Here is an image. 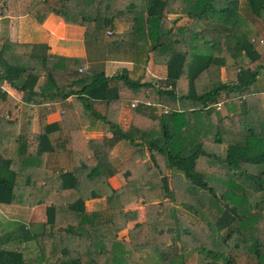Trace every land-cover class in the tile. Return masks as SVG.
Returning a JSON list of instances; mask_svg holds the SVG:
<instances>
[{"label": "trees", "instance_id": "trees-1", "mask_svg": "<svg viewBox=\"0 0 264 264\" xmlns=\"http://www.w3.org/2000/svg\"><path fill=\"white\" fill-rule=\"evenodd\" d=\"M112 1L29 0L23 38L13 43L0 27V204L45 214L0 227V264H145L142 251L161 264H264V92L252 88L264 70V44L254 40L264 0ZM9 3L0 0L1 19ZM49 13L95 41L128 39L133 68L91 75L77 59L47 54L38 19ZM171 17L188 20L165 30ZM114 22L130 30L116 35ZM165 33L188 36V49L162 42ZM150 57L166 67L163 83L142 81ZM228 59L239 69L234 82L222 77ZM4 81L22 92V105ZM78 100L99 108L92 116L105 120L103 137L86 139L71 116ZM123 103L129 129L119 122ZM37 106L64 109L61 122L38 116L35 130ZM124 141L138 149L114 154ZM117 172L125 183L114 188ZM170 172L184 175L186 189L170 188ZM210 173L227 176L224 190ZM103 198V208L87 209ZM137 201L145 220L120 238L137 220L127 211ZM31 250L38 254L26 256Z\"/></svg>", "mask_w": 264, "mask_h": 264}, {"label": "crops", "instance_id": "crops-1", "mask_svg": "<svg viewBox=\"0 0 264 264\" xmlns=\"http://www.w3.org/2000/svg\"><path fill=\"white\" fill-rule=\"evenodd\" d=\"M113 2L112 0H110ZM29 0H10V3L8 5L9 8V14L7 17L0 18V27L2 28V36L5 37V39L10 40L11 42L15 43L19 41L21 38H23V31L20 32L19 30V21L20 18H24V16L27 14L29 5H28ZM72 18V17H71ZM171 21V20H170ZM2 22V23H1ZM38 22L40 23L43 33L42 38L43 42H41L42 45L45 46V50L47 54H54L57 56H63V57H68V58H74L78 60V64L81 65L79 66V69L81 68H86L87 70L83 72H88L92 69L93 64L96 63L99 67L98 73H94L93 75L96 74H105L107 77H111L113 75H116L123 69H128L131 70L133 68V61H132V55H133V49L130 48V46H127L129 48L124 49L122 52V55L120 57H117L115 55L110 56V57H103L102 54L99 51H93L92 53L88 49L87 45V38H86V29L84 26L81 25H76L73 23H68L64 20L63 17L55 14V13H49L45 15L43 18H39ZM115 26L114 29L112 30L114 34H124L125 32H128L130 30L129 26L126 23H121V22H114ZM53 25V26H52ZM183 37L184 35H176V37ZM102 47L98 41L95 42V50L98 48ZM109 47H114V43H112ZM119 47L120 46H115ZM113 48L114 50L116 48ZM128 51L127 54H125V51ZM68 63V62H67ZM158 64H155L153 61H149L148 64L146 65L145 69V76L142 79V81H152V82H158V80H151L156 76V72L159 71ZM160 67V66H159ZM166 69V67H165ZM153 78H150V77ZM43 79V77L39 80V82ZM165 79V76L164 78ZM260 80V79H259ZM2 87L6 89L12 96L18 100L21 105L23 104L22 101V92L17 90L16 88L12 87L8 82L4 81L1 83ZM37 88V87H36ZM253 91L256 92V88H253ZM263 92V91H262ZM74 97H69L67 99L68 102L73 101ZM82 103H85L83 100H78L72 102V109H71V116L75 119L77 123L83 124L82 130L85 132V137L86 139H93V138H101L104 136V130H108L105 126V120L96 118L92 115H94L95 112H98L97 106L95 107H84ZM261 104L264 107V100L261 101ZM126 106L128 104H122L121 106V111L119 114V122L122 125L124 129H129L130 124L128 127H124L123 123V118H125L126 114L124 113V108L126 109ZM133 106V104H132ZM157 106H160V104H157ZM130 107V106H129ZM47 109L44 108V106H37L34 108L35 110V117H34V129H38L36 125L38 126L36 120L38 116H46L47 121L49 123L53 122H61L62 120V114L64 113V109H61L59 107L56 108V110L52 111L50 107H46ZM221 110V109H220ZM25 113V108L21 109ZM90 113V115H88ZM26 115V114H25ZM83 116H85L83 118ZM132 120V118H131ZM131 123V122H130ZM26 124V120H25ZM90 130H102L103 136L101 135H96V136H90ZM109 135V132H107ZM56 134L52 135V138H56ZM128 144V142H121V144ZM119 144L118 146H120ZM126 145H124L125 149H122L124 151H129V146L127 145L128 149H126ZM130 145V144H129ZM123 147V146H122ZM137 150V149H136ZM133 152V151H129ZM176 173V172H175ZM121 175V172L118 174ZM173 180H177L178 177H184L182 173L177 172L174 174ZM112 178L115 176H111ZM110 177V178H111ZM172 180V181H173ZM184 182L187 183V181L184 180ZM124 184V183H123ZM174 184V183H173ZM113 186V185H112ZM114 187V186H113ZM176 189V188H175ZM101 199H94L92 201H88L87 204V209L88 210H98L101 209L99 207L95 208L96 205H98ZM102 201V200H101ZM94 203V205L92 203ZM141 202V201H139ZM44 208L43 206H40ZM37 209L36 211V216L37 218L33 219L32 215L31 218H28V221L24 222H30L32 220L34 221H43L44 220V215L42 210ZM103 207V206H102ZM23 222V221H22Z\"/></svg>", "mask_w": 264, "mask_h": 264}, {"label": "rangeland", "instance_id": "rangeland-1", "mask_svg": "<svg viewBox=\"0 0 264 264\" xmlns=\"http://www.w3.org/2000/svg\"><path fill=\"white\" fill-rule=\"evenodd\" d=\"M174 17H171V21L165 19L164 20V29H168V27H179V26H183L184 24L187 23L186 18H181L178 21H176V23H174ZM255 27L259 32V35L257 37L254 38L255 43L259 42L261 44H264V23L260 22V21H255ZM108 33V32H106ZM109 34V33H108ZM110 35V34H109ZM116 35H118L116 33ZM163 38H161V40H163L162 42H166L171 44L174 47V50L177 51H181V50H187L188 49V45H189V37L184 35L183 37H176V35H172L170 33H165L163 36ZM107 39H103V40H99L98 43L102 46L100 48H98L97 50H95V40L93 38V35L91 33L88 34L87 36V45H88V49L89 51L92 53L93 51H99L102 54L103 57H110V56H117L120 57V55H122V52L124 51V49L129 48L127 46H130V44H132L128 39H122V41L119 39L118 36H114L111 38L106 37ZM262 39V40H261ZM112 43H114V47L115 46H120L119 47H115L116 49L114 50V47H109ZM259 52L262 53V55L264 56V46H262L261 48L259 47ZM128 51H125V54H127ZM150 60H152V57H150ZM160 66V67H159ZM159 71L156 72V76L153 78L152 76L150 78H153L151 80H158V82H164V76L166 75V69L165 66L163 65H159ZM84 71L87 70L86 68H83ZM80 71V70H79ZM99 71V67L96 63L93 64L92 69L89 71V73L91 75H93L94 73H98ZM239 71L238 68H236L231 59H228V64L226 66H224L221 70L222 72V77L224 79V81H232L234 82L236 80V75L237 72ZM81 72V71H80ZM260 76L258 79H260L259 81H257L256 83L253 84L252 88H256V92L257 93H262V91L264 92V70H262V72H260ZM43 80V79H42ZM42 80L40 82H42ZM160 84V83H159ZM262 100H264V96L262 95L261 97ZM223 109V108H222ZM2 110V106L0 108V111ZM125 118H123V125L124 127H128V125L131 122V118L133 115L132 109L129 106H126V109L124 108V113ZM22 118H21V125L19 127L20 132H24L25 130V116L24 114H22ZM36 127H38L36 125ZM103 136V132L102 130H90V136H96V135H101ZM108 135V133H107ZM109 136H111V133L109 132ZM125 144H121L120 146H116V148L113 150L114 154H118L119 152H121L122 149L124 148ZM129 146V151H134L136 149H138L136 146H132L129 145V143L127 144ZM126 145V149H128ZM123 146V147H122ZM222 152H225V147H223ZM56 157V156H55ZM58 159H62V158H58ZM61 161V160H60ZM150 163V161H149ZM120 172H117L116 175H114L115 177H111L109 178V182L114 186V188H119L121 186H123V183H125V177L124 175L121 173V175H118ZM177 173V172H176ZM175 172H170L169 173V185L170 188L175 189L176 190H180L183 191L184 189H186V185L187 183L184 182V180L186 181V179L184 177H178L177 180H173V178L175 177L174 174H176ZM212 176H211V175ZM209 177L210 181L213 180L214 182V187L216 188V190H224L227 184V176L223 175V174H215V173H210ZM184 176V175H183ZM173 177V178H172ZM173 180V181H172ZM174 183V184H173ZM102 200V201H101ZM98 205L95 206V208L99 207V208H103L106 205V199L103 198L101 199ZM92 203V202H90ZM94 205V203H92ZM103 206V207H102ZM145 207L146 205L144 203L141 202H135V203H131V204H127V211L131 212H136L137 215V220H132L128 222V226L127 229L122 230L119 233V237L120 238H124V239H129L128 236V230L129 228H132L134 226V224L136 222H142L145 220ZM39 209L38 207H35L31 210L28 209H20V207H14V206H8V205H2L0 204V227H3L5 225L11 226V222L16 224V222H24V221H28L31 218V215L33 217V219L37 218L36 216V210ZM40 209L42 210L43 214H44V208L40 207ZM182 211V209H181ZM182 214L185 218L188 219H192L191 214H189L188 212H184L182 211ZM28 223V222H26ZM38 252H34V250H31V252H27L26 256L31 257L32 255H37ZM145 264H161L160 260L158 259L157 255L152 252V251H142L140 252ZM207 263V262H206ZM199 264H205L203 262H199Z\"/></svg>", "mask_w": 264, "mask_h": 264}, {"label": "built area", "instance_id": "built-area-1", "mask_svg": "<svg viewBox=\"0 0 264 264\" xmlns=\"http://www.w3.org/2000/svg\"><path fill=\"white\" fill-rule=\"evenodd\" d=\"M112 32H109V34H111ZM80 71H84V69L83 68H81V69H79ZM134 105V104H133ZM218 108H219V106H218Z\"/></svg>", "mask_w": 264, "mask_h": 264}]
</instances>
